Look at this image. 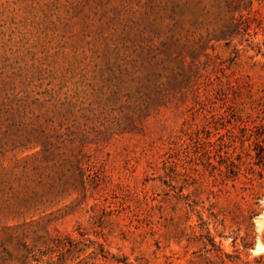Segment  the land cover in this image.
Segmentation results:
<instances>
[{
	"label": "rangeland",
	"instance_id": "rangeland-1",
	"mask_svg": "<svg viewBox=\"0 0 264 264\" xmlns=\"http://www.w3.org/2000/svg\"><path fill=\"white\" fill-rule=\"evenodd\" d=\"M264 0H0V264H264Z\"/></svg>",
	"mask_w": 264,
	"mask_h": 264
},
{
	"label": "trees",
	"instance_id": "trees-1",
	"mask_svg": "<svg viewBox=\"0 0 264 264\" xmlns=\"http://www.w3.org/2000/svg\"><path fill=\"white\" fill-rule=\"evenodd\" d=\"M257 159L259 163L262 162V164L264 165V148L261 146L259 153H257Z\"/></svg>",
	"mask_w": 264,
	"mask_h": 264
}]
</instances>
